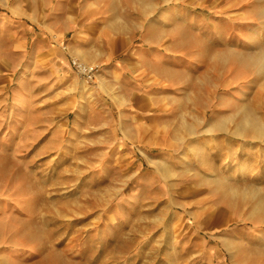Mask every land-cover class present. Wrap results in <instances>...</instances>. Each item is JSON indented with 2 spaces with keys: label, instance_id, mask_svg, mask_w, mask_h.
<instances>
[{
  "label": "rangeland",
  "instance_id": "1",
  "mask_svg": "<svg viewBox=\"0 0 264 264\" xmlns=\"http://www.w3.org/2000/svg\"><path fill=\"white\" fill-rule=\"evenodd\" d=\"M33 1L0 9L42 24ZM81 16L53 41L71 51L83 26L92 81L69 60L56 85L40 57L0 61V202L18 200L0 257L12 246L20 264H264V136L232 133L239 114L264 124V0H88ZM217 181L257 194L225 196Z\"/></svg>",
  "mask_w": 264,
  "mask_h": 264
},
{
  "label": "crops",
  "instance_id": "2",
  "mask_svg": "<svg viewBox=\"0 0 264 264\" xmlns=\"http://www.w3.org/2000/svg\"><path fill=\"white\" fill-rule=\"evenodd\" d=\"M24 0H0V8L6 7L10 2V5H20ZM30 1L31 5L36 4L33 0ZM38 4L46 7L45 18L35 22L34 20H30L23 16L22 22H18V15H13L9 10L0 9V34L7 32L12 25H16L18 31L17 34L12 37L13 40L11 43L5 40L0 45V61L2 63H6L12 60L18 62V66L24 62L35 61L36 57L42 59L47 63L48 67V76L50 77V85H56L55 81L56 76H59V69H61L62 65H65V62L69 60V56H71L75 49H83L85 47L84 44H80L77 42H82L86 39V32L83 29V26L75 29L74 35L70 40V44L73 46L71 51L67 48L65 50L60 45L54 46L53 40H65L67 28L69 27V15H76L78 17L76 21L78 23L81 22L82 14L87 13L88 0H36ZM83 1H87L86 3ZM97 2V0H95ZM37 5V4H36ZM83 9H81L80 7ZM71 8V12H70ZM44 12V11H43ZM92 19H86V22L92 23ZM24 22V24H23ZM31 25V30L27 27V24ZM66 34V35H65ZM55 36L56 38H54ZM29 39L33 42L32 49L28 52L27 45H25V39ZM59 41V42H60ZM10 54V55H8ZM8 55L7 57H4ZM75 55V54H74ZM136 55V52L133 53ZM26 56V57H25ZM144 56V54H143ZM138 59V55L134 57ZM8 59V60H7ZM55 59V63H54ZM109 62L111 60H108ZM52 62L55 64V67L50 68V64ZM60 63V64H59ZM63 63V64H62ZM11 64V63H10ZM61 65V66H60ZM115 69L118 67L112 64ZM69 66V61H68ZM39 68V67H37ZM41 69V68H40ZM18 88V85L16 86ZM4 99V97H3ZM9 149L8 144L4 141H0V152H4ZM14 183V182H10ZM17 183H14V186ZM10 187V191H16ZM5 200L0 202V220L9 218H13L18 215V200L14 199L13 202L8 198V196L3 197ZM6 247V246H5ZM5 255L0 257V264H20L21 260L18 258V250L15 247L10 246L8 249H4Z\"/></svg>",
  "mask_w": 264,
  "mask_h": 264
},
{
  "label": "bare ground",
  "instance_id": "3",
  "mask_svg": "<svg viewBox=\"0 0 264 264\" xmlns=\"http://www.w3.org/2000/svg\"><path fill=\"white\" fill-rule=\"evenodd\" d=\"M143 1V0H142ZM229 52L231 53H235L234 51L228 49ZM228 51L225 53L227 54ZM74 54L76 56V60H78L80 63L86 64L89 62H92L91 58H88L87 55L93 56V54L90 51H85L82 49H75L74 50ZM225 54H221L220 55V59L221 61L224 59H227L228 55ZM232 56V55H231ZM225 61V60H224ZM101 79V78H100ZM98 80H99V76H98ZM102 80V79H101ZM240 116V123L238 127L234 128V130L232 131V133L236 136H244V137H251L253 139H261L264 136V124L262 123V121L255 116L254 114H239ZM234 117L229 115L227 117H224L223 119L217 121L216 123L213 124V129H218V130H225L226 128L228 129V125L232 122H230L231 120H233ZM226 126V127H225ZM144 131H146V129L144 128ZM219 182V181H217ZM223 187L220 188V192L223 195H231V196H241V197H245V198H253L256 195L249 193V192H237L236 190H230L229 188H225L226 186H228L227 183L225 182H219ZM257 194V193H255ZM264 198V197H263ZM260 206V210H262L264 212V200L260 198L259 200V205Z\"/></svg>",
  "mask_w": 264,
  "mask_h": 264
},
{
  "label": "built area",
  "instance_id": "4",
  "mask_svg": "<svg viewBox=\"0 0 264 264\" xmlns=\"http://www.w3.org/2000/svg\"><path fill=\"white\" fill-rule=\"evenodd\" d=\"M70 66L80 75L81 78L85 81H92V78L95 74L96 66H87L83 63H80L75 58L69 59ZM97 71V70H96Z\"/></svg>",
  "mask_w": 264,
  "mask_h": 264
}]
</instances>
